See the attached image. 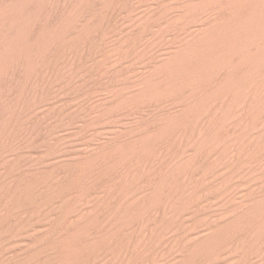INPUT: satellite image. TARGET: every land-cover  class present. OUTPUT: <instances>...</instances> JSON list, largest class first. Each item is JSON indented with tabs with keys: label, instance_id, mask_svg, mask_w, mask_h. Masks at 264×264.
<instances>
[{
	"label": "bare ground",
	"instance_id": "6f19581e",
	"mask_svg": "<svg viewBox=\"0 0 264 264\" xmlns=\"http://www.w3.org/2000/svg\"><path fill=\"white\" fill-rule=\"evenodd\" d=\"M151 2L110 43L86 9L63 51L113 75L99 120L147 126L40 172L1 139L0 264H264V0Z\"/></svg>",
	"mask_w": 264,
	"mask_h": 264
},
{
	"label": "rangeland",
	"instance_id": "374dc122",
	"mask_svg": "<svg viewBox=\"0 0 264 264\" xmlns=\"http://www.w3.org/2000/svg\"><path fill=\"white\" fill-rule=\"evenodd\" d=\"M99 1L0 0V146L2 138L13 142L14 149L21 143L16 161L21 159V164L35 171H44L48 165L63 166L70 163L68 160L79 161L98 139L141 131L148 125L132 126L133 121L146 120L142 112L131 120L118 115L107 120L96 117L93 107L111 94L114 88L107 82L113 75L99 78L86 74L89 41L85 42L104 34L105 43H110L124 35L122 29L144 9L152 7V2L106 0L98 5ZM67 2L73 15L54 24L56 8ZM86 9L92 11L87 18L89 24H94L92 32L81 41L84 44L80 43L78 54L72 56L63 51L73 36L65 39L64 35L77 29L79 16ZM25 57L29 64L24 63ZM129 65L125 62L122 66ZM59 69H64L65 74H58ZM139 71L140 65L131 69V73ZM32 102L33 107H29Z\"/></svg>",
	"mask_w": 264,
	"mask_h": 264
}]
</instances>
